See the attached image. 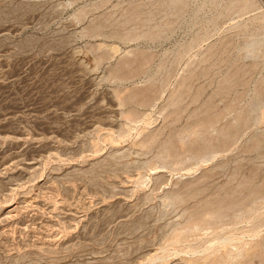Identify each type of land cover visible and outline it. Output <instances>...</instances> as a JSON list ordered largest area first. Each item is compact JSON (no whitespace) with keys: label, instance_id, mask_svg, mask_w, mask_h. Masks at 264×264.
Instances as JSON below:
<instances>
[{"label":"rangeland","instance_id":"374dc122","mask_svg":"<svg viewBox=\"0 0 264 264\" xmlns=\"http://www.w3.org/2000/svg\"><path fill=\"white\" fill-rule=\"evenodd\" d=\"M0 264H264V0H0Z\"/></svg>","mask_w":264,"mask_h":264},{"label":"bare ground","instance_id":"6f19581e","mask_svg":"<svg viewBox=\"0 0 264 264\" xmlns=\"http://www.w3.org/2000/svg\"><path fill=\"white\" fill-rule=\"evenodd\" d=\"M8 168V167H7ZM6 169V168H5ZM8 169H10V167L8 168Z\"/></svg>","mask_w":264,"mask_h":264}]
</instances>
